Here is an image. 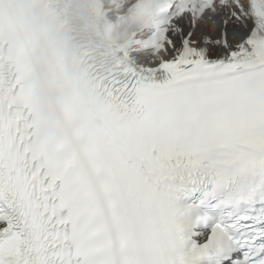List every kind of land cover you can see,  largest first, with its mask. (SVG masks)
<instances>
[{
    "label": "snow or ice",
    "instance_id": "obj_1",
    "mask_svg": "<svg viewBox=\"0 0 264 264\" xmlns=\"http://www.w3.org/2000/svg\"><path fill=\"white\" fill-rule=\"evenodd\" d=\"M0 264H264V0H0Z\"/></svg>",
    "mask_w": 264,
    "mask_h": 264
}]
</instances>
